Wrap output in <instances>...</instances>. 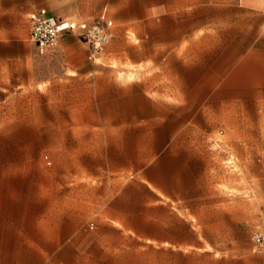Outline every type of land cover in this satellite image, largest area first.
Returning <instances> with one entry per match:
<instances>
[{"label": "rangeland", "instance_id": "1", "mask_svg": "<svg viewBox=\"0 0 264 264\" xmlns=\"http://www.w3.org/2000/svg\"><path fill=\"white\" fill-rule=\"evenodd\" d=\"M36 6L80 23L103 18L112 38L92 60L80 30L47 49L31 41L30 21L0 20V264H226L227 243L253 245L264 221V92H250L258 97L248 106L219 115L211 171L149 170L148 241L114 216L130 207L121 200L145 194L130 183L137 171L121 167L136 148L134 128L124 122L126 87L149 77L157 61L149 0ZM16 36L30 42L28 71L7 68V54L19 49ZM50 79L59 83L40 84ZM171 118L170 132L178 126ZM157 197L168 205L151 204ZM189 225L219 243L218 261L179 247L194 239Z\"/></svg>", "mask_w": 264, "mask_h": 264}, {"label": "crops", "instance_id": "2", "mask_svg": "<svg viewBox=\"0 0 264 264\" xmlns=\"http://www.w3.org/2000/svg\"><path fill=\"white\" fill-rule=\"evenodd\" d=\"M37 4L40 0L25 4L0 0V20L26 23L42 10L52 14L46 8L37 9ZM106 19L114 26L113 19ZM148 23L152 58L157 61L149 77L126 87L130 109L124 122L134 128L136 148L128 166L121 167L137 171V179L130 183L145 194L121 200L130 207L114 217L123 228L149 241L145 229L149 228V170L211 171L212 160L217 165L219 115H233L234 107L248 106L251 98L258 97L250 92H264V0H149ZM13 41L19 49L7 54V68L9 72L15 67L28 71L33 59L30 42L19 36ZM45 82L59 83L50 79L40 84ZM170 117L178 125L171 132ZM150 203L168 205V200L157 197ZM215 215L208 214L210 218ZM263 225L264 221L257 228ZM189 228L194 239L179 241V247L210 252L218 261V252L223 250L219 243L205 239L202 228ZM252 241L246 249L227 243L225 263L264 264V252L257 250L253 236Z\"/></svg>", "mask_w": 264, "mask_h": 264}, {"label": "built area", "instance_id": "3", "mask_svg": "<svg viewBox=\"0 0 264 264\" xmlns=\"http://www.w3.org/2000/svg\"><path fill=\"white\" fill-rule=\"evenodd\" d=\"M75 30L81 31L89 48L88 57L92 60L100 56L112 38L109 25L103 18L80 23L48 14L45 10L32 17L30 37L41 48H55L65 33ZM253 240L257 250L264 252V225L253 232Z\"/></svg>", "mask_w": 264, "mask_h": 264}]
</instances>
